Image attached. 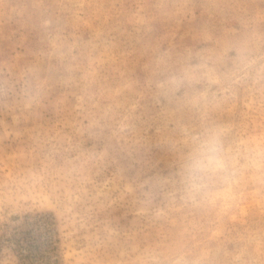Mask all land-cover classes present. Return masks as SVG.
<instances>
[{"label":"rangeland","instance_id":"rangeland-1","mask_svg":"<svg viewBox=\"0 0 264 264\" xmlns=\"http://www.w3.org/2000/svg\"><path fill=\"white\" fill-rule=\"evenodd\" d=\"M0 264H264V0H0Z\"/></svg>","mask_w":264,"mask_h":264},{"label":"clouds","instance_id":"clouds-1","mask_svg":"<svg viewBox=\"0 0 264 264\" xmlns=\"http://www.w3.org/2000/svg\"><path fill=\"white\" fill-rule=\"evenodd\" d=\"M224 164L221 158V145L216 134L208 132L201 140L192 155L188 182L192 192L210 186L220 174Z\"/></svg>","mask_w":264,"mask_h":264}]
</instances>
